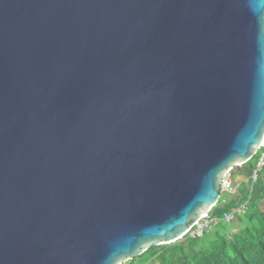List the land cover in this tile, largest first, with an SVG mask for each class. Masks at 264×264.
Masks as SVG:
<instances>
[{
  "label": "water",
  "instance_id": "95a60500",
  "mask_svg": "<svg viewBox=\"0 0 264 264\" xmlns=\"http://www.w3.org/2000/svg\"><path fill=\"white\" fill-rule=\"evenodd\" d=\"M263 146L264 0H0V264L175 242Z\"/></svg>",
  "mask_w": 264,
  "mask_h": 264
},
{
  "label": "trees",
  "instance_id": "16d2710c",
  "mask_svg": "<svg viewBox=\"0 0 264 264\" xmlns=\"http://www.w3.org/2000/svg\"><path fill=\"white\" fill-rule=\"evenodd\" d=\"M263 150L234 168L244 180L229 198L221 195L211 230L202 237L186 235L172 243L152 245L122 264H264V167L250 192L251 174ZM247 200L245 215L234 222L224 221L226 212Z\"/></svg>",
  "mask_w": 264,
  "mask_h": 264
},
{
  "label": "built area",
  "instance_id": "2783aa9c",
  "mask_svg": "<svg viewBox=\"0 0 264 264\" xmlns=\"http://www.w3.org/2000/svg\"><path fill=\"white\" fill-rule=\"evenodd\" d=\"M264 147V146H263ZM261 147L260 149H262ZM259 149V150H260ZM236 166L230 167L223 175L222 182H221V195L222 192H237L239 190V186L236 184V181L234 179V168ZM264 167V150L259 157V160L256 163L255 168L252 171L251 174V181H252V187L251 191L253 189V185L257 183L259 178V173ZM248 206V200L240 203L238 206L234 207L233 210L228 211L224 214L223 219L226 222H234L237 220L239 216H243L246 214ZM213 207L211 208V210ZM215 224V218H211L210 212L209 214H204L199 220H197L185 233L184 236H189L193 238L202 237L206 231L211 230L214 227Z\"/></svg>",
  "mask_w": 264,
  "mask_h": 264
},
{
  "label": "rangeland",
  "instance_id": "374dc122",
  "mask_svg": "<svg viewBox=\"0 0 264 264\" xmlns=\"http://www.w3.org/2000/svg\"><path fill=\"white\" fill-rule=\"evenodd\" d=\"M234 179H235V181H237V185H240L239 183L242 181V180H244V176H242L240 173H235L234 172ZM235 192H231V193H229V192H225V193H223L222 192V195L223 196H225V197H227V198H229L231 195H233Z\"/></svg>",
  "mask_w": 264,
  "mask_h": 264
}]
</instances>
